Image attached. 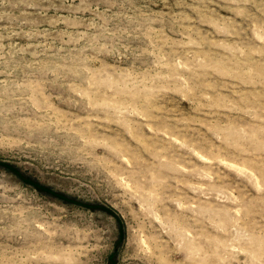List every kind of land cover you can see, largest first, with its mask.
Returning a JSON list of instances; mask_svg holds the SVG:
<instances>
[{
	"label": "rangeland",
	"instance_id": "374dc122",
	"mask_svg": "<svg viewBox=\"0 0 264 264\" xmlns=\"http://www.w3.org/2000/svg\"><path fill=\"white\" fill-rule=\"evenodd\" d=\"M59 1L0 0V264H264V0Z\"/></svg>",
	"mask_w": 264,
	"mask_h": 264
},
{
	"label": "bare ground",
	"instance_id": "6f19581e",
	"mask_svg": "<svg viewBox=\"0 0 264 264\" xmlns=\"http://www.w3.org/2000/svg\"><path fill=\"white\" fill-rule=\"evenodd\" d=\"M86 1L87 0H68L67 3L63 0H60L56 5L51 4L49 6H40V8L45 10L46 13L58 15L54 26H63L66 28L77 29L81 27V24L79 21H76V18L81 19V17H84L88 12V9L85 5ZM59 18H61V20H59ZM41 23H47L46 25L49 24L44 19L41 20Z\"/></svg>",
	"mask_w": 264,
	"mask_h": 264
}]
</instances>
